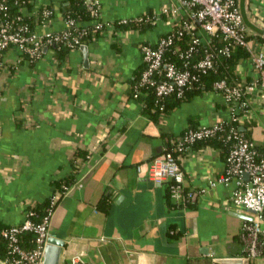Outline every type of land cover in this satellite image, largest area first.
<instances>
[{
	"label": "crops",
	"instance_id": "1",
	"mask_svg": "<svg viewBox=\"0 0 264 264\" xmlns=\"http://www.w3.org/2000/svg\"><path fill=\"white\" fill-rule=\"evenodd\" d=\"M32 1L31 10L44 4L54 9L49 30L64 27L59 15L64 0ZM98 1L105 23L175 4ZM236 2L251 50H264V0ZM170 23L163 16L144 32H103L83 43L86 65L82 51L75 49L60 63L47 50L13 72L0 68V224L21 223L28 205L50 197L54 180L74 173L47 226L48 237L64 244L59 264H69L73 256L91 264H207L211 253L214 264L240 263L239 232L252 214L232 202L234 180L198 192L224 170L219 148L199 144L184 155V185L194 192L185 205L170 197L168 205L167 184L145 176L166 138L175 140L190 126H208L229 116L222 95L212 88L191 94L158 119L146 115L142 100L131 95V82L143 64L141 42L154 44ZM233 74L237 81L257 76L250 55L236 63ZM251 103L253 117L239 122L248 124L240 129L264 148V104L255 94ZM76 152L86 155L76 158ZM74 157L77 169L72 170ZM258 258L264 264V257Z\"/></svg>",
	"mask_w": 264,
	"mask_h": 264
},
{
	"label": "built area",
	"instance_id": "2",
	"mask_svg": "<svg viewBox=\"0 0 264 264\" xmlns=\"http://www.w3.org/2000/svg\"><path fill=\"white\" fill-rule=\"evenodd\" d=\"M80 1L88 10L96 28H102L108 35L120 34V31H115L112 22L101 21L98 0ZM32 5V0H0V68L5 67L9 72L25 63H34L47 50L53 53L54 61L60 63L63 59L55 57L58 50L67 47L71 51L83 45L81 40L86 34L84 22L66 18L59 10L64 27L56 31L49 30L54 9L44 4L31 10ZM163 16H169L171 20L167 34L160 36L154 44L140 45L144 67L133 86L134 97L140 90L147 93L151 89L158 100L172 94L180 98L184 88L191 87L201 74L214 69L220 59L229 56L230 50L236 45L248 50L257 76L249 81L229 80L227 77L215 80L212 89L222 95L228 118L208 126L187 129L177 139L171 140L169 146L165 145L148 162L145 176L154 184L166 183L169 197L175 202L187 204L194 192L184 185V155L192 150L196 142L210 139L224 126L227 127L225 138L229 140L230 147L224 170L215 179H209L207 188L198 192L204 193L218 184L227 185L234 180L232 202L252 214L251 219L240 228L242 251L238 260L239 264H254V260L264 254V154L258 153L254 142L240 133L236 126L230 125V122L239 124L252 119V95L255 94L264 104V50H251L236 0H175V4L152 13V16L144 14L133 17V20H150L155 24ZM125 22L126 19H121L120 23ZM217 38L222 40L221 45L215 43ZM200 46H204L202 54L192 61ZM168 51L178 54L182 63L178 65L166 60L165 54ZM162 107L163 104L160 109ZM136 169L139 171L141 166L138 165ZM57 197L58 194L53 195L51 202H55ZM50 214L40 223L25 218L19 224L0 228V237L6 240L8 248L7 257L0 261L3 264H42ZM23 231L36 234L33 248L20 245L19 234ZM211 257L214 264L215 256L212 253ZM69 264L91 263L73 256Z\"/></svg>",
	"mask_w": 264,
	"mask_h": 264
},
{
	"label": "trees",
	"instance_id": "3",
	"mask_svg": "<svg viewBox=\"0 0 264 264\" xmlns=\"http://www.w3.org/2000/svg\"><path fill=\"white\" fill-rule=\"evenodd\" d=\"M60 5H61L60 13L62 14V16L66 18H71V19H74L80 22H84L87 24L85 26L86 34L81 40L82 43L88 44L91 41H95L98 36L103 34L102 28H96L94 26L93 21L89 16L88 10L86 9L85 5L80 0H64ZM146 15L152 16V13L149 12ZM120 22H121V19L112 22L115 31L136 30L138 32H144L146 30H151L154 25V23L151 22L150 20L142 19L141 21L138 22V21H134L133 18H126L125 23H120ZM166 34H163V35H166ZM182 41L185 42V39H183ZM183 42H182V46L184 47ZM144 43H148V42H141V44H144ZM215 43L218 45H221L223 42L221 39L217 38L215 40ZM112 46L117 47V45L115 44H112ZM203 47L204 46H200L198 48V52L196 53V55L193 56L192 61H195L197 58L200 57V55L202 54L201 52H202ZM69 52H70L69 48L67 47L63 48L56 52L55 57L65 58V56H67ZM248 56H249V52L243 46L236 45L232 47V49L230 50V55L227 57H222L220 61L217 63V65L214 67V69L209 70L204 74H201L199 77V80L194 82L191 87L184 88L183 94L180 98H177L175 94H172L170 96H166L163 99L158 100V98L154 95L151 89H148L147 93H145L144 90L143 91L140 90V92L136 95V97L142 100L144 104V108H143L144 113L152 119H158V117L164 114L169 108L176 106L180 101L186 99L191 94L198 93L200 91L212 88V84L215 80L221 77H227L229 80L234 79L235 75L233 74V69L236 63L240 59L247 58ZM165 59L175 62L178 65L182 63V59L179 58L178 54L173 53L171 51L166 52ZM143 67H144V64H142L141 68L139 69V72L136 73L135 77L133 78L131 82L130 93L132 96H134L133 86L135 85L136 80L139 77V74L141 73ZM161 104H163V107L160 109ZM230 125L236 126L240 133L248 137L249 133L246 131V129L245 130L240 129V126L247 127L248 124L239 125L235 121H231ZM197 127L198 126H190L187 129L197 128ZM184 131L182 133H184ZM226 132H227V127L224 126V128L221 131L217 132L212 138L198 141L192 147L198 146L199 144H209L211 146L217 147L221 150V153L225 161L228 149L230 147L229 140L225 138ZM179 136H177V138ZM169 143H170V140L166 138L165 145L169 146ZM256 150L258 153L264 154V148L256 146ZM75 155H76V158H78L77 156H80V158H84L86 153L82 154L81 152H76ZM70 165H71L72 170L77 169V163L75 161V157H74V160L73 159L71 160ZM73 180H74V173H70L69 175L64 176L63 178L54 180L53 181L54 188H53V191L50 197L41 202L28 205L25 208V213L26 212L28 213L26 214L25 218L29 219L33 223L42 222L43 218L45 216H48L52 212L57 201L66 191V189L71 185ZM166 191H167L166 199H167L168 205L172 206V204L169 202L170 199H169V194L167 190V185H166ZM56 194H58V197L55 200V202L52 203L51 198L53 195H56ZM9 226L11 225L0 224V228H5ZM35 235L36 234L33 231L21 232L19 234L20 245L23 246L24 248H33L35 245V242H34ZM7 255H8L7 242L4 238L0 237V259H5ZM263 257H264V254H263ZM207 264H213L212 260L209 261Z\"/></svg>",
	"mask_w": 264,
	"mask_h": 264
},
{
	"label": "water",
	"instance_id": "4",
	"mask_svg": "<svg viewBox=\"0 0 264 264\" xmlns=\"http://www.w3.org/2000/svg\"><path fill=\"white\" fill-rule=\"evenodd\" d=\"M79 49L83 54V62L87 63V48L86 45H81ZM45 51V48L44 50ZM247 177V175H245ZM63 241L55 237H48L46 245L44 247V253L42 258V264H59L60 251L63 247Z\"/></svg>",
	"mask_w": 264,
	"mask_h": 264
},
{
	"label": "rangeland",
	"instance_id": "5",
	"mask_svg": "<svg viewBox=\"0 0 264 264\" xmlns=\"http://www.w3.org/2000/svg\"><path fill=\"white\" fill-rule=\"evenodd\" d=\"M257 264H262V259L261 258H257Z\"/></svg>",
	"mask_w": 264,
	"mask_h": 264
}]
</instances>
